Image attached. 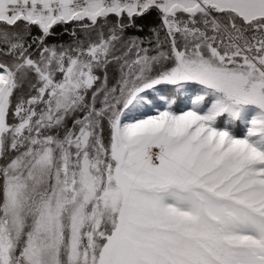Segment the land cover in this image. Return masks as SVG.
<instances>
[{"label": "snow or ice", "instance_id": "obj_1", "mask_svg": "<svg viewBox=\"0 0 264 264\" xmlns=\"http://www.w3.org/2000/svg\"><path fill=\"white\" fill-rule=\"evenodd\" d=\"M0 264H264V0H0Z\"/></svg>", "mask_w": 264, "mask_h": 264}, {"label": "trees", "instance_id": "obj_2", "mask_svg": "<svg viewBox=\"0 0 264 264\" xmlns=\"http://www.w3.org/2000/svg\"><path fill=\"white\" fill-rule=\"evenodd\" d=\"M110 19L114 20L115 17H111ZM126 21V18H125ZM127 22V21H126ZM157 30L159 32L160 39L163 40L165 37V29L161 25V20L159 13L155 10L146 13L142 17H136L132 26L125 28L124 30V38H138L141 41H144L142 47H155L156 44V34L153 30ZM72 26H56L53 29V35L49 36L46 40V43L49 45L52 44H64L68 45L72 43L73 37L71 35ZM33 36L37 35L38 32L35 28L32 30ZM111 72V70H110ZM11 120V118H10ZM69 127H71L72 121L71 119L68 121ZM239 134V132L237 131ZM107 135V133H105Z\"/></svg>", "mask_w": 264, "mask_h": 264}, {"label": "rangeland", "instance_id": "obj_3", "mask_svg": "<svg viewBox=\"0 0 264 264\" xmlns=\"http://www.w3.org/2000/svg\"><path fill=\"white\" fill-rule=\"evenodd\" d=\"M239 134L238 135H242L243 132H244V129H243V125L240 126V129L238 130Z\"/></svg>", "mask_w": 264, "mask_h": 264}]
</instances>
